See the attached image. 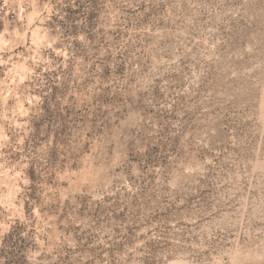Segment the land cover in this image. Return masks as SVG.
Here are the masks:
<instances>
[{
    "label": "rangeland",
    "instance_id": "obj_1",
    "mask_svg": "<svg viewBox=\"0 0 264 264\" xmlns=\"http://www.w3.org/2000/svg\"><path fill=\"white\" fill-rule=\"evenodd\" d=\"M27 2L51 5L32 27L55 43L18 99L0 65V200L5 168L27 181L15 216L0 207V264H206L241 178L258 201L242 230L264 232V0Z\"/></svg>",
    "mask_w": 264,
    "mask_h": 264
},
{
    "label": "clouds",
    "instance_id": "obj_2",
    "mask_svg": "<svg viewBox=\"0 0 264 264\" xmlns=\"http://www.w3.org/2000/svg\"><path fill=\"white\" fill-rule=\"evenodd\" d=\"M31 9V11H29ZM259 11L253 10V14ZM47 13V15H45ZM52 12V7L49 4H44L42 8H38L37 5L28 3L27 0H0V21L3 22V29L0 30V65L6 68L4 72V100L7 102L9 96H15L19 98L15 88L23 84L28 76L32 73V69L27 68L25 65L28 59H32L34 62L39 59V49L41 47L52 48L55 40L49 41L47 32L41 27H32L37 20L42 25L45 20L49 19ZM14 17V20H9V17ZM26 21V24L24 23ZM21 24L25 28L23 34L18 29L13 27L12 31H9V25ZM31 31V44L35 46L33 50L36 55L32 57L23 58V62H14L13 51L21 44H24L28 37V32ZM8 53L5 58L4 54ZM17 58L20 59L22 54L17 53ZM10 65V66H9ZM259 107V105H257ZM27 115V111L22 108L18 111H13L11 119L12 126L19 129L23 125L16 119L17 116L23 117ZM5 120L9 117L7 114L4 116ZM259 135V134H258ZM9 136L7 131H4L3 140L7 142ZM22 143V140L19 141ZM80 155L85 157H93V171L88 173L89 180H96L97 183H101L94 172L95 168H99L103 163L99 159H95V153L88 152L87 155L81 152ZM12 172V175H9ZM4 182L3 187L7 189L6 194L0 200V207L10 212L12 216H15L22 207L17 206V196L23 191L20 187L21 183L26 184V180L21 179L19 172L12 169L5 168L3 172ZM240 187L237 189L234 196L227 198L230 206L226 211L231 215V220L235 221V224L228 223L221 227L225 232H229L227 242L219 248H210L207 244L200 249L206 253V264H264V232L257 229L255 231L244 232L243 221H246L251 213L255 211V205L258 201L253 199V190L251 187L245 185L243 178L240 180ZM258 195V194H257ZM102 198V196L100 197ZM220 231V228H217ZM217 237L209 234L207 239L209 241L216 239ZM41 252L34 253L29 259L32 264H41L39 257ZM185 259L178 260L176 256H165V264H194V258L190 254H184Z\"/></svg>",
    "mask_w": 264,
    "mask_h": 264
}]
</instances>
